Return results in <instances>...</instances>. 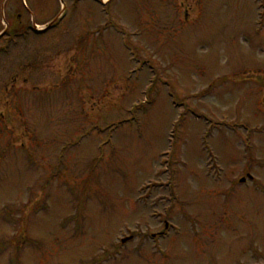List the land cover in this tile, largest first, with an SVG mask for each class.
Listing matches in <instances>:
<instances>
[{"label":"rangeland","instance_id":"rangeland-1","mask_svg":"<svg viewBox=\"0 0 264 264\" xmlns=\"http://www.w3.org/2000/svg\"><path fill=\"white\" fill-rule=\"evenodd\" d=\"M129 6L0 57V264H264L259 0Z\"/></svg>","mask_w":264,"mask_h":264},{"label":"flooded vegetation","instance_id":"flooded-vegetation-1","mask_svg":"<svg viewBox=\"0 0 264 264\" xmlns=\"http://www.w3.org/2000/svg\"><path fill=\"white\" fill-rule=\"evenodd\" d=\"M98 0H0V43L9 45H24L30 40L35 39L33 31L40 28L42 39L53 33H59L64 27L65 21L59 26L55 24L58 20L60 11L67 14L68 19L73 13L79 12L88 15V18L99 19L96 17L98 12L94 11V6ZM138 1V0H136ZM151 0H141V2L150 3ZM166 0H157L156 3L164 4ZM173 1L174 5L176 0ZM125 0H113V8L124 4ZM152 2L155 3L154 0ZM84 5L87 11L81 12L80 6ZM116 5V6H115ZM83 6V9H85ZM154 7V5H151ZM90 10V11H89ZM150 12V11H148ZM115 12L113 11V15ZM67 19V20H68ZM66 20V21H67ZM148 24V22H146Z\"/></svg>","mask_w":264,"mask_h":264},{"label":"water","instance_id":"water-1","mask_svg":"<svg viewBox=\"0 0 264 264\" xmlns=\"http://www.w3.org/2000/svg\"><path fill=\"white\" fill-rule=\"evenodd\" d=\"M241 182H243V181H241Z\"/></svg>","mask_w":264,"mask_h":264}]
</instances>
